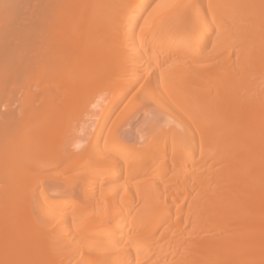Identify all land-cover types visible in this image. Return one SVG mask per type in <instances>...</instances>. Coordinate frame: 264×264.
<instances>
[{
    "label": "bare ground",
    "instance_id": "bare-ground-1",
    "mask_svg": "<svg viewBox=\"0 0 264 264\" xmlns=\"http://www.w3.org/2000/svg\"><path fill=\"white\" fill-rule=\"evenodd\" d=\"M141 66L187 85L131 147ZM108 67L90 134L69 91ZM0 264H264V0H0Z\"/></svg>",
    "mask_w": 264,
    "mask_h": 264
},
{
    "label": "rangeland",
    "instance_id": "rangeland-1",
    "mask_svg": "<svg viewBox=\"0 0 264 264\" xmlns=\"http://www.w3.org/2000/svg\"><path fill=\"white\" fill-rule=\"evenodd\" d=\"M69 63H73L74 64V62L72 61V62H70L69 61ZM76 63V62H75ZM76 67H78L77 65L76 66H72V64H67L66 65V67L65 68H62V70H63V73L65 74L66 72H68L69 70H75L76 69ZM169 67H167V69H168ZM105 69V68H104ZM108 69H109V71H108ZM141 69L142 70H139L136 74V78H137V84L133 87V89L129 92V94L127 95V97H126V101L125 102H127V99L128 100H130V97L132 96L133 97V95L132 94H134V98L137 100V103H136V100L134 101L136 104L134 105V104H132V105H134V106H137V109L139 110H137V114H134L133 116L132 115H130V117H133V119H135L134 121V123L133 124H131V125H129V126H127V125H124L126 128H123V130H121L120 131V134H119V136H120V138L124 141V142H126L128 145H130L131 147H138V146H140V145H142V143L143 144H145L144 142H147V140L149 141V139L150 138H152L153 136H152V134H153V132L155 133V130H153V129H151V130H149V131H151V132H149L148 130H146V131H144V133H143V131L141 130L142 129V127H144L145 128V126L147 125V124H151L150 122H152L151 120H150V117H156V116H154L153 115V113H155V115L157 114V115H159L162 119H164L165 117H166V115L167 114H165V112L163 111V109L162 110H160V108L158 107V106H162V107H164V110H165V108H167V103H168V105L170 104V106H171V104L173 103V101L172 100H174L175 98V96H176V90L179 88L180 90H182L183 88H184V90H185V88H186V85H187V83H186V81H185V78L183 79V80H180L179 81V79L178 80H176L175 81V79H174V77L173 76H171V77H169L170 75H173V74H168L170 71H171V68L169 69V71H168V73L166 72V68L164 69V75H160L159 77H157V78H155V79H153L152 77H151V74H150V69H148V67H143V66H141ZM35 70V69H34ZM39 69H37L36 68V71H37V73L36 74H39V71H38ZM51 69H47V71H48V73H49V71H50ZM58 70H60V69H58ZM65 70V71H64ZM67 70V71H66ZM103 70V69H102ZM112 70L113 69H111V67H108L107 69H105L104 71H103V73H104V75H102L101 74V72L100 71H98L97 70V72H100V75H102V77H98L97 76V73H96V76H94V77H91V78H88V80H86V79H84L85 81L83 82V80H81L80 81V83H78V85L75 87L74 86V88H73V90L71 89L70 91H69V94H74V93H77L78 92V94H79V91H82L81 93H83V95L81 96V97H79V100H78V102H77V105L73 108V111H71V110H69V111H71V112H69L68 114H69V116H71L70 117V119L71 118H73V121L75 120V121H77V123L76 124H82V122L84 121V120H86L88 117H90V116H92V115H94L93 114V112H95V109L97 108V103H98V101H97V96H96V94L97 93H99V89L98 88H101L103 85H102V83H103V81L105 80V79H107L108 78V76H110L109 74H110V72L112 73ZM173 70V69H172ZM35 71V72H36ZM54 70L52 69V72H53ZM55 71H56V69H55ZM54 71V73H56ZM114 71V70H113ZM174 71V70H173ZM173 71H171V72H173ZM51 71H50V73L48 74L47 72H46V74L49 76L48 77V79H51L52 80V76H53V79H54V77H55V74H53ZM61 72V71H60ZM109 72V73H108ZM62 73V74H63ZM174 73V72H173ZM35 73H33V75H36ZM45 74V76H47ZM64 74L63 75H59V78H63V76H64ZM166 74V75H165ZM99 75V76H100ZM58 76V75H57ZM163 76H165V77H163ZM164 79H163V78ZM166 77H167V79L169 80V78L171 79V81H172V79H173V83H171L170 84V81H167V79H166ZM56 78H58V77H56ZM149 78V79H148ZM159 79H163V80H160L159 81ZM177 79V78H176ZM44 80L45 81H47V82H49V80H47V77H45L44 78ZM50 80V81H51ZM103 80V81H102ZM154 80V81H153ZM89 81V82H88ZM163 81V82H162ZM105 82V81H104ZM147 82H148V84H147ZM160 82H162V83H160ZM168 82V83H167ZM174 82L176 83V84H174ZM155 83V84H154ZM181 83V84H180ZM86 84V85H85ZM97 84V85H96ZM104 84V83H103ZM159 84V85H158ZM164 86H163V85ZM174 84V85H173ZM179 84V85H178ZM184 84V85H183ZM186 84V85H185ZM160 86V88H161V91L159 92V90L157 89V88H159L158 86ZM181 85H183L181 88L179 87V86H181ZM44 86V85H43ZM87 86V87H86ZM156 86V87H155ZM178 86V87H177ZM165 87V89H164V91L166 92H163L162 91V89ZM170 87V88H169ZM40 88H42V87H39V88H37V89H40ZM82 88V89H81ZM143 88V89H142ZM144 88L146 89L147 88V91L145 90V92H148V95H147V93H146V96H144ZM150 88V89H149ZM168 88V89H167ZM86 89V90H85ZM157 89V90H156ZM168 91H167V90ZM76 90V91H75ZM85 90V91H84ZM142 90V91H141ZM98 91V92H97ZM137 91H139V92H137ZM87 92V93H86ZM97 92V93H96ZM143 94H142V93ZM178 92H179V90H178ZM80 93V94H81ZM138 94V93H140V94H142L143 95V98H142V95H141V97L139 98V97H136V94ZM61 93L60 92H58V90H57V88L55 89V90H50L49 88H48V90H47V92H46V96L48 97V99H49V102H48V109L49 110H47L48 112H50V111H52V113H54L53 114V116L55 115V113L57 114V115H55L54 117L56 118V120H57V123L58 122H60L59 120H58V118H61V116L59 117V114H60V104H61V102H62V100H63V98H61V97H64V96H62V95H60ZM163 94V95H162ZM170 94V95H169ZM174 94V95H173ZM178 94V93H177ZM49 95V96H48ZM164 96V97H163ZM169 97V98H168ZM60 98H61V100H60ZM97 98V99H96ZM142 98V99H141ZM164 98H165V100H166V102L167 103H164L165 102V100H164ZM133 99V98H132ZM160 99H162V100H160ZM139 100V101H138ZM132 101V102H133ZM164 101V102H163ZM172 101V103H170ZM52 102V103H51ZM59 102V103H58ZM124 102V103H125ZM133 102V103H134ZM51 103V104H50ZM124 103L122 104V106L120 107V110H121V108L124 106ZM57 104H59V105H57ZM126 104V103H125ZM160 104V105H159ZM56 105H57V107H56ZM95 105V106H94ZM139 106H141V107H139ZM160 106V107H161ZM170 106H168V107H170ZM52 107H53V110H51L52 109ZM125 107H127V106H125ZM139 107V108H138ZM182 107V108H181ZM181 107H179L178 109L180 110L179 112H177V113H179V114H182L181 112H184L185 111V109L188 107V103L186 102V103H184ZM56 108V109H55ZM128 108V107H127ZM129 108L130 109H127V111H126V113L127 112H129V111H131V107L129 106ZM94 109V110H93ZM55 110V111H54ZM56 110H58V111H56ZM99 110V109H98ZM98 110H96V112L98 111ZM102 110L104 111V109L102 108ZM102 110H100V111H102ZM119 110V111H120ZM122 110H123V108H122ZM102 111V112H103ZM163 111V112H162ZM58 112V113H57ZM101 112V113H102ZM158 112V113H157ZM167 112V111H166ZM51 113V112H50ZM88 113V114H87ZM98 113V112H97ZM96 113V114H97ZM124 113H125V111H124ZM177 113H176V115H177ZM64 114V113H63ZM65 114H67L66 113V111H65ZM64 114V115H65ZM95 114V115H96ZM98 114H100V112L98 113ZM162 114V115H161ZM165 114V115H164ZM63 115V116H64ZM90 115V116H89ZM50 116V115H49ZM164 118H163V117ZM65 117H66V115H65ZM80 117H82V118H80ZM90 118H92V117H90ZM94 118H96V117H94ZM67 119L68 118H66L65 120L67 121ZM166 119V118H165ZM56 120H55V122H56ZM69 120V119H68ZM150 120V121H149ZM71 121L72 120H70V124H71ZM79 121V122H78ZM82 121V122H81ZM90 122H88V124L90 123V128H89V133L91 134L92 132L94 133L95 132V130L97 129V125H98V123H99V119L97 120V119H94V121H93V118H92V120L90 119L89 120ZM97 121V122H96ZM69 122V121H68ZM94 122V123H93ZM148 122V123H147ZM54 123L53 125H52V129H50V130H46L45 131V133L44 134H46V138H52V139H54V147L56 146V147H60L61 148V146H63L64 147V149H65V145L67 144V142L70 144V140H73V139H70L69 140V138H72L73 136L71 135V133L70 134H68L67 132H66V127H64V125H62L61 123ZM66 123V122H65ZM93 123V124H92ZM97 123V124H96ZM146 123V124H145ZM69 124V123H68ZM127 124V123H126ZM66 125H67V123H66ZM94 126V127H93ZM93 127V128H92ZM107 128V129H106ZM105 129H104V135L105 134H107L106 132H107V130H108V127H106ZM143 128V129H144ZM151 128H153V127H151ZM141 130V132H140V130ZM106 131V132H105ZM140 132V133H139ZM148 133L149 132V134H145V133ZM67 133V134H66ZM88 133V134H89ZM142 133V134H141ZM70 135H71V137H70ZM145 135V136H144ZM42 136H44L45 137V135H43L42 134ZM144 136V137H143ZM150 136H152V137H150ZM144 139H143V138ZM66 138V139H65ZM74 138V137H73ZM51 139V140H52ZM68 139V140H67ZM50 140V139H49ZM151 140V139H150ZM52 142H53V140H52ZM72 142V141H71ZM59 143V144H58ZM65 144V145H64ZM133 145V146H132ZM66 150H67V148L65 149V152H66ZM69 150V149H68ZM67 150V151H68ZM62 151H63V149H62ZM67 153V152H66ZM63 154H64V152H63ZM57 169V168H56ZM50 169V170H46V172L45 173H53L52 174V176H54L56 173H58V172H60V170L59 169ZM50 171V172H49ZM55 173V174H54ZM50 175V174H49ZM48 181H50V180H48ZM46 182V181H45ZM54 181H50V182H47L48 184L50 183V184H52ZM46 184V183H45ZM48 184H47V187H46V189L47 188H49L48 187ZM50 186V185H49ZM52 188V187H51ZM51 188H49V190L51 189ZM48 190V189H47ZM46 190V191H47ZM58 191V190H57ZM47 193H49L50 195H54V193H56V192H54V190L52 191V190H50V191H47ZM58 193V192H57ZM59 194H61L62 196V198L61 199H64V198H66V197H72L73 196V194L66 188V187H63V189L62 188H60V190H59ZM70 195H72V196H70ZM59 198V200L61 201V199ZM73 198V197H72Z\"/></svg>",
    "mask_w": 264,
    "mask_h": 264
}]
</instances>
